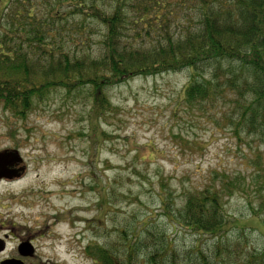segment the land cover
Segmentation results:
<instances>
[{
  "label": "rangeland",
  "instance_id": "obj_1",
  "mask_svg": "<svg viewBox=\"0 0 264 264\" xmlns=\"http://www.w3.org/2000/svg\"><path fill=\"white\" fill-rule=\"evenodd\" d=\"M6 3H0V15ZM190 78L189 71L140 76L110 88L111 108L99 125L91 120L87 96L60 89L25 119L0 107V153L17 151L25 167L19 178L0 180V237L37 236L39 259L28 264H92V244L120 242L119 230L131 233L148 221L182 250L208 248L211 238L201 243L174 226L167 208L176 213L190 190L229 175L248 192L238 188L226 197L225 213L247 229L227 236L243 238L248 252L262 250L264 214L255 217L253 208L254 190L264 178V146L255 137L235 136L222 117L223 105L190 109L183 99ZM15 245L9 242L0 253V264Z\"/></svg>",
  "mask_w": 264,
  "mask_h": 264
},
{
  "label": "trees",
  "instance_id": "obj_2",
  "mask_svg": "<svg viewBox=\"0 0 264 264\" xmlns=\"http://www.w3.org/2000/svg\"><path fill=\"white\" fill-rule=\"evenodd\" d=\"M183 71L191 73L183 92L190 109L223 105L231 132L264 146V0H7L0 15V107L17 118L60 89L87 96L99 125L110 88ZM219 181L190 190L176 213L167 208L174 226L201 243L211 238L208 248L182 250L147 220L119 230L120 242L92 244V264H264V248L248 252L243 238L227 236L247 229L224 208L235 189L248 192L245 183ZM254 193L259 217L264 178Z\"/></svg>",
  "mask_w": 264,
  "mask_h": 264
},
{
  "label": "flooded vegetation",
  "instance_id": "obj_3",
  "mask_svg": "<svg viewBox=\"0 0 264 264\" xmlns=\"http://www.w3.org/2000/svg\"><path fill=\"white\" fill-rule=\"evenodd\" d=\"M8 172H9V178L5 179H15L19 178L23 171L25 170V167L23 165V162L21 160L14 161L12 164L8 167ZM4 179V178H3ZM2 180V179H0ZM19 226L17 227V229ZM16 227H13L12 230H15ZM26 233V232H25ZM23 233L22 235L18 233L19 236L16 235V233L10 234H5L3 237H0L3 239V243L1 242V245L3 244L4 246V251L0 253H4L7 248L9 242L15 241L16 245L13 251V255L10 257L5 258L1 264L5 261H17V262H22L23 264H28V261H34L38 260V248L36 246L37 243V236L34 234H30V232H27V234ZM15 237V239L13 238ZM39 264H42V261L38 262Z\"/></svg>",
  "mask_w": 264,
  "mask_h": 264
},
{
  "label": "water",
  "instance_id": "obj_4",
  "mask_svg": "<svg viewBox=\"0 0 264 264\" xmlns=\"http://www.w3.org/2000/svg\"><path fill=\"white\" fill-rule=\"evenodd\" d=\"M2 1L3 0H0V3ZM18 160H21V159L17 151L0 153V179L9 178V172L7 169L12 164V162L18 161ZM2 251H4V246L3 244L1 245V242H0V252ZM2 264H23V263L12 260V261H5Z\"/></svg>",
  "mask_w": 264,
  "mask_h": 264
}]
</instances>
